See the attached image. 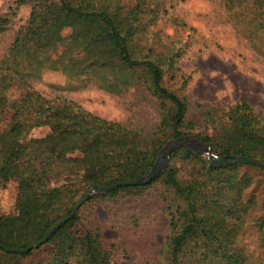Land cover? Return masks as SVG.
Listing matches in <instances>:
<instances>
[{
	"label": "trees",
	"instance_id": "16d2710c",
	"mask_svg": "<svg viewBox=\"0 0 264 264\" xmlns=\"http://www.w3.org/2000/svg\"><path fill=\"white\" fill-rule=\"evenodd\" d=\"M182 1H33L0 56V182H17V212L0 215V244L24 248L43 239L91 186L142 177L165 142L197 131L186 97L163 84L166 72L178 70L184 43L164 33L158 21L179 31L186 26L174 11ZM208 1V22L217 19L215 25L226 27L238 46L264 61V0ZM8 26L0 15V34ZM66 27L71 31L64 37ZM198 44L207 47L205 41ZM45 69L60 71L73 88L93 86L112 95L142 89L158 102L156 129L145 133L65 98H46L34 88ZM203 115L211 127L208 134L197 132L204 142L230 160L241 154L264 163L260 111L237 101L207 105ZM40 126L49 132L28 137ZM169 161L148 182L88 196L40 245L26 252L0 247V264H114L113 245L105 246L98 231L78 227L80 210L154 184L164 194L169 224L155 264H264V169L253 163L212 166L181 145L173 147ZM185 165L197 173L183 177ZM114 207L126 232L150 208L125 202Z\"/></svg>",
	"mask_w": 264,
	"mask_h": 264
},
{
	"label": "rangeland",
	"instance_id": "374dc122",
	"mask_svg": "<svg viewBox=\"0 0 264 264\" xmlns=\"http://www.w3.org/2000/svg\"><path fill=\"white\" fill-rule=\"evenodd\" d=\"M33 1L0 0V15H5L9 19L7 30L0 34V56L15 30L26 20ZM39 2L45 5L58 3L57 0H39ZM211 8L208 0H183L174 11L183 19L186 26L180 31L165 22L158 21L157 26L173 39L178 37L184 43L176 61L178 70L166 72L163 84L180 96L186 97L189 117L198 124L197 131L180 136L185 142L177 145L199 153L195 154L192 151L195 156L208 161V154L218 151L208 142H204L202 136L197 133L208 134L211 130L210 124L204 119V107L239 101L252 105L256 111L264 115V61H260L259 55L252 50L238 46L235 38L227 33L226 27L215 25L217 19L210 18L212 21L208 22L209 19L207 20L205 14L212 11ZM70 31L71 29L66 27L61 34L67 37ZM200 40L206 42V48L200 49L201 46L198 44ZM165 65L163 64L164 67ZM34 88L48 99L56 96L59 99L65 98L86 111L108 120L120 121L145 133L154 131L159 123L158 102L142 89H130L126 93L112 95L93 86L73 88L60 71L49 69L42 72ZM48 132L47 126L33 127L28 137L39 138ZM171 140L160 148L149 172L157 164L164 165L160 172L168 166L173 148L166 147ZM207 146L210 147L208 152L204 149ZM188 173H197V170L185 165L182 176L185 177L184 175ZM53 185L55 184L52 183L50 186ZM16 186L17 182L14 179L0 182V215L17 212ZM159 188L158 184H154L139 191L130 189L120 198L106 197L91 202L81 208L78 227L98 231L101 237L99 240L105 246L113 245L114 264H155L163 238L169 231L164 194H160ZM89 190L87 193L90 192ZM116 202H125L134 206L138 203H148L150 208L143 213L146 220L139 219L137 226L133 225L132 232H126L120 223L116 222L114 215ZM125 213L126 209L119 212V215L123 216Z\"/></svg>",
	"mask_w": 264,
	"mask_h": 264
},
{
	"label": "water",
	"instance_id": "95a60500",
	"mask_svg": "<svg viewBox=\"0 0 264 264\" xmlns=\"http://www.w3.org/2000/svg\"><path fill=\"white\" fill-rule=\"evenodd\" d=\"M185 140L182 139L181 137L179 138H174L172 139L168 145H167V149H172L175 145L177 144H181L184 143ZM206 150V152H208V150L210 149L209 146L204 148ZM193 151V150H192ZM194 152V151H193ZM195 154H199L197 152H194ZM208 159L209 162L212 166H227L231 163H253L257 166H259L260 168L264 169V163L256 160L255 158L252 157H247V156H242L240 155H235L234 158L232 160L229 159V157L227 155H223L220 154L219 152L216 153H211L208 154ZM164 168V165H155L150 172H148L147 174L143 175L142 177L138 178V179H134V180H123V181H117L115 183H112L110 185H93L91 186V190H89L90 192L87 193L82 199L81 201H79L74 208L72 209V211L65 217L61 218L59 221H57L46 233L45 236L43 237V239H39L37 241H34V243L24 247V248H16V247H11L8 245H3L0 244V247H2L4 250L7 251H19V252H26L28 251L30 248L32 247H36L38 245H40L44 240H46L51 233H53L57 228H59L66 220H68L76 211V209L79 207L80 203H82L88 196H90L91 194L97 193V192H101V191H105L107 189H112L117 187L118 185H127V184H143L145 182L150 181L151 179L155 178L157 175H159L160 171Z\"/></svg>",
	"mask_w": 264,
	"mask_h": 264
}]
</instances>
